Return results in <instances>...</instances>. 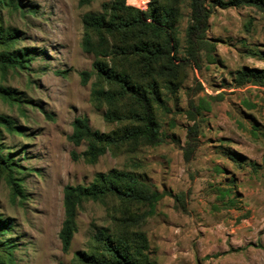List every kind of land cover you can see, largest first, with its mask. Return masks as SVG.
Masks as SVG:
<instances>
[{
  "label": "rangeland",
  "instance_id": "1",
  "mask_svg": "<svg viewBox=\"0 0 264 264\" xmlns=\"http://www.w3.org/2000/svg\"><path fill=\"white\" fill-rule=\"evenodd\" d=\"M144 1L142 10H178L175 77L167 53L153 57L152 77L144 69L137 31L104 29L102 37L91 34L97 54L84 50L85 15L125 24L141 9L135 0H0V116L14 127L0 126V155L13 159L24 193L14 194L0 158V215L11 222L0 234V264H89L84 255L92 254L96 264H115L95 239L100 229L116 241L135 239L150 264H264V79H239L245 68L264 70V12L206 0L209 27L194 53L186 36L189 0ZM148 37L167 45L163 33ZM23 53L29 63L22 69L4 56ZM97 60L158 87L160 142L113 143L143 127L142 109L97 73ZM83 71L91 73L87 84ZM100 89L112 99H98ZM77 118L102 137L96 142L105 152L94 162L85 155L92 140L77 146L69 139ZM117 172L132 176L138 194L82 200L64 252L66 186H90Z\"/></svg>",
  "mask_w": 264,
  "mask_h": 264
},
{
  "label": "trees",
  "instance_id": "2",
  "mask_svg": "<svg viewBox=\"0 0 264 264\" xmlns=\"http://www.w3.org/2000/svg\"><path fill=\"white\" fill-rule=\"evenodd\" d=\"M93 0H81V3L87 4ZM125 2V0H122ZM169 2H178L179 0H166ZM221 6L227 5H245L252 6L264 12V0H230L228 2L218 1ZM151 4V3H150ZM189 6L191 9V19L190 24L187 28V41L190 45L191 50L194 53L197 52L200 43L202 42L203 37L206 34V31L209 27V17L210 10L206 5V0H189ZM146 10L138 9L137 17L133 21L127 22L125 24L118 23L115 24L114 21L107 23L106 17L102 14H87L84 16V24L86 26V33L83 41V48L86 52L96 53V49L93 46L92 35H100L102 37L103 30L114 32V29L119 30H129L137 31L138 35L136 36L135 48L140 56L146 57V63L144 64V69H147L149 75L152 77L154 75V70L152 61L153 57L156 59L159 57V54L164 55L167 53L168 56V70L171 77H175L174 72L178 66L173 62V59L170 57V50L172 49L171 42L173 37L171 32L175 30V25L178 21V10L174 6L166 7L163 6L159 10L157 8ZM108 24L110 25L109 28ZM91 32V33H90ZM148 32H153V35L163 33L166 37V44L161 48L152 38L148 37ZM10 39V38H9ZM175 40H177L175 38ZM167 48V49H166ZM164 50V53L160 52ZM167 50V51H166ZM25 51H28L25 49ZM169 52V53H168ZM27 54L15 55L7 54L4 55L8 59V63L14 68L22 69L26 68L29 60L25 57ZM197 60V54H193ZM94 68L97 73L104 77L107 80L113 81L119 84L120 95L129 96L135 100V103L139 105L142 109V122L143 127H140L136 130L130 131L128 134L123 137L113 141V143H123L126 140L130 139H144L148 143H157L160 142V137L156 134L155 128V114H154V104L160 103L159 99L160 93L158 92V87L151 84L148 87V84H142L134 82L133 78L128 74H123L117 72L116 69L111 68L107 63H103L100 60L95 61ZM91 73L88 71H83L81 73L82 83L87 84ZM160 75V73H158ZM239 79L244 80H263L264 79V70H250L244 69L239 73ZM156 85V82L153 81ZM169 84H173L169 82ZM94 95L99 99L100 96L105 97L108 100L112 99L111 92H104L100 89L99 91L95 90ZM0 126H4L7 130L13 132V121L0 116ZM98 132H93L88 124L86 118H77L73 122V133L69 139L75 144L80 145L84 140H92L89 146V150L85 152V155L88 157L90 162H94L99 156L103 155L105 150L97 145V142L102 140ZM97 141V142H96ZM73 156L76 158L77 154L73 153ZM1 162L4 163V167L8 173V184L14 191V194L24 195L20 183H18L17 178L14 177V170L16 166L13 164V159L9 156H1ZM128 173H114L112 175H98L96 181L90 186H71L68 185L65 188V219L60 231V239L62 242V248L64 252H68L73 238L76 234V212L77 207L80 202L84 199H91L94 201L102 200L108 194H113L119 198H131L136 197L138 194L137 187L135 186V181L133 178H130ZM155 197H161L159 193H154ZM10 220L3 219L0 215V234L4 235L8 232L11 224ZM95 239L97 242L104 243L109 252L112 253V259L115 264H150L149 258L146 255H143L142 251L135 245V239L133 238H120L118 241L115 240L114 236L105 233V230L100 229L96 233ZM85 259L89 260V264H96L99 262L96 255H84Z\"/></svg>",
  "mask_w": 264,
  "mask_h": 264
},
{
  "label": "built area",
  "instance_id": "3",
  "mask_svg": "<svg viewBox=\"0 0 264 264\" xmlns=\"http://www.w3.org/2000/svg\"><path fill=\"white\" fill-rule=\"evenodd\" d=\"M133 4H134V6H137L141 9H145L147 6L146 1H144V0H135V2Z\"/></svg>",
  "mask_w": 264,
  "mask_h": 264
}]
</instances>
